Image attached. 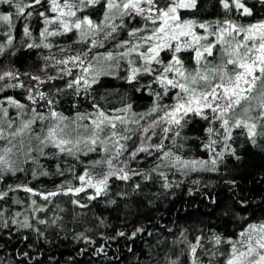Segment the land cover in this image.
Masks as SVG:
<instances>
[{
  "label": "snow or ice",
  "instance_id": "snow-or-ice-1",
  "mask_svg": "<svg viewBox=\"0 0 264 264\" xmlns=\"http://www.w3.org/2000/svg\"><path fill=\"white\" fill-rule=\"evenodd\" d=\"M198 3L0 0V5L11 9L0 11V29H7L0 31L4 37L0 57L14 46L17 22L22 25L23 37L31 41L26 43L27 49L49 50L38 74L21 72L14 66L0 69V184L18 173L26 176L24 182L5 185V190H0V202H6L10 193L23 191L29 195L31 211L42 212L46 208L32 197L50 202L61 194L92 190L87 196L92 201L108 195L112 179L127 182L143 177L147 181L153 174L168 189L173 185L161 168L187 176L190 172L217 171L226 156L240 159L233 147L236 134L243 136L246 144L264 151V18L243 22L255 15V5L249 6L248 0H218L223 18L198 20L183 15L196 10ZM256 3L264 6V0ZM34 19L42 25L38 36L33 33ZM70 34L76 38L67 47L52 42ZM53 48L58 52L53 53ZM186 54H190L188 59ZM49 69L56 75H50ZM121 72L125 74L121 76ZM105 77L123 79L136 92H146L151 105L137 113L129 98L121 96L120 107H105L110 94L99 98L93 94ZM57 79L64 80V88L46 90ZM10 90H20L19 98L9 95ZM67 90L76 97L90 98L92 110L78 111L73 117L58 111L56 97ZM195 118L208 124L201 143L207 159L183 154L191 139L185 130ZM134 138L138 142L130 149L129 141ZM49 149L55 150L53 157L64 155L81 163L82 155H102L74 176L78 185L68 181L55 191L44 192L29 186L27 175L30 173L32 179L49 175L40 163L41 158L48 157ZM141 154L155 155L158 163L149 171L131 167ZM56 169L60 176L65 174L59 164ZM227 183L236 187L235 180ZM139 187L135 185V189ZM72 203L87 206L76 199ZM4 216L5 209L0 207V227L8 228ZM21 216L16 211L11 218L17 232L32 227L28 216L18 219ZM144 231L137 227L128 238ZM116 235L124 237L126 233L118 231ZM181 236L187 249L182 254L188 264H205L199 252L207 257V264L221 260L222 264H264V221L246 223L235 238L215 232L207 237L197 235L194 241L184 233ZM168 264H180L179 257L169 259Z\"/></svg>",
  "mask_w": 264,
  "mask_h": 264
},
{
  "label": "trees",
  "instance_id": "trees-1",
  "mask_svg": "<svg viewBox=\"0 0 264 264\" xmlns=\"http://www.w3.org/2000/svg\"><path fill=\"white\" fill-rule=\"evenodd\" d=\"M249 6L255 5V15L243 19L244 23L264 18V6L256 0H248ZM11 10L7 5H0V11ZM99 12H97V17ZM183 15L198 20H214L223 18L218 0H199L194 11H185ZM42 25L33 20V33L38 36ZM7 31V29H0ZM14 46L3 57H0V69L14 66L21 72L38 74L43 63V57L49 54L47 49H27L26 40L22 34V25L17 22ZM75 35L53 38L56 45L67 47L75 40ZM4 37L0 36V43ZM76 47L75 45H73ZM58 52L57 48L51 50ZM15 53L13 55L12 53ZM190 54H186L188 59ZM50 75H56L54 69H49ZM125 73L121 72L123 76ZM64 80L57 79L46 86V90L55 92L64 88ZM20 90H10L9 95H18ZM108 93V103L105 107H120L121 96L129 98L133 110L144 112L151 105V97L146 92L138 93L132 85L123 79L105 77L95 86L94 95L99 98ZM57 110L69 117L76 112L91 111V99L84 95L76 97L72 90L60 93ZM166 102H171L166 100ZM103 104L104 102L101 101ZM74 105H76L74 107ZM207 122L195 118L185 130L191 137L185 146L183 154L186 157L208 158V153L201 143L205 133L203 129ZM233 147L240 159L226 156L218 165V170L190 172L187 176L167 168H161L168 174L172 187L165 189L157 174L151 180L143 177H133L124 182L117 179L110 181L108 195L89 201L87 196L92 190L78 195H58L46 202L39 197H32L37 204L45 207L42 212H32L28 207L29 195L23 191L10 193L6 202H0L5 209L4 219L9 222L8 228L0 227V262L2 264H168L169 259L179 257L180 264H188L187 249L181 243L183 237L194 241L202 233L207 237L215 232L223 237L235 238L246 223L264 221V151L245 143V138L238 134ZM138 141H129V148L135 147ZM48 157L41 158L43 170L49 175L32 179L30 173L27 180L34 189L48 192L55 191L62 183L70 181L78 185L74 176L79 175L89 162L99 159L102 153H90L81 156L77 162L74 158L58 155L49 149ZM158 160L155 155L141 154L131 167L143 171L151 170ZM64 170V175L57 174L56 165ZM72 168L73 172L68 169ZM102 169L97 168L96 171ZM25 174L18 173L10 177L5 184H0V190H5L6 184L24 182ZM236 181L234 188L227 181ZM198 181V183H194ZM139 184V189L135 185ZM178 185V186H176ZM76 199L86 207L72 203ZM13 200L23 203L14 204ZM115 201V203H112ZM243 201V205L241 204ZM20 211L23 220L27 215L31 228H21L11 224V218ZM228 212L225 215V212ZM40 220L46 223H39ZM137 227L145 229L134 239L128 236ZM38 230V231H37ZM118 231H124L126 236L118 237ZM151 233V235H149ZM27 237V239H24ZM87 238V239H85ZM103 248V252L97 250ZM27 253V257L23 256ZM207 264L203 252L198 253ZM222 264V260L219 262Z\"/></svg>",
  "mask_w": 264,
  "mask_h": 264
}]
</instances>
